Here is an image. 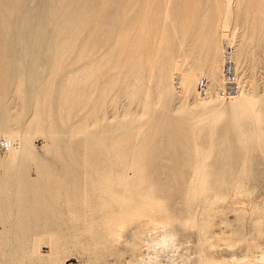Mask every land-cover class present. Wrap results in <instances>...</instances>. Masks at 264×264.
<instances>
[{
	"label": "rangeland",
	"instance_id": "obj_1",
	"mask_svg": "<svg viewBox=\"0 0 264 264\" xmlns=\"http://www.w3.org/2000/svg\"><path fill=\"white\" fill-rule=\"evenodd\" d=\"M89 1H77L87 23L70 46L81 53L60 56L62 67L45 70L21 103L14 86L0 90L6 106L27 105L19 131L36 154L4 159L0 146V264H139L149 254L144 235L159 240L166 228L174 241L160 251L161 264H264L263 148L255 142L245 153L221 94L227 62L237 57L238 91L255 103L264 138V0ZM212 107L222 110L215 134L201 123ZM33 110L44 115L40 127ZM98 155L126 163L124 191L104 193L98 173L86 170ZM137 160L141 174L132 169ZM39 164L49 169L44 181L23 185L29 174L37 180ZM153 183L162 191L151 198L143 189Z\"/></svg>",
	"mask_w": 264,
	"mask_h": 264
},
{
	"label": "bare ground",
	"instance_id": "obj_2",
	"mask_svg": "<svg viewBox=\"0 0 264 264\" xmlns=\"http://www.w3.org/2000/svg\"><path fill=\"white\" fill-rule=\"evenodd\" d=\"M77 1L78 0H0V90L9 89L10 87L14 86L16 88V89H14L15 90L14 91V97H13L14 101H18L17 99L21 98L23 96V94L26 93L27 91H30V90L32 91L33 89H36V90L39 89L40 88L39 86H41V85H39V83H40L39 81H41L43 83V79L45 77L42 80H40V79H41L42 73L45 70L47 72V70H49L50 68L53 69L54 71L60 69L62 67L61 64L59 63L61 60L59 58L60 56L65 57V58H70V57H72L73 54L81 53L82 49L79 48V46L76 49L77 51L76 50L73 51L74 49L70 48L72 43H73L74 47L77 46V43L79 44V42L81 40L82 33L86 29V23H87L86 15L84 13L83 14L77 13V9L79 8ZM231 18H232V9H231L230 3H229V9L226 12V22H225L226 28H227L228 21ZM69 39H72L73 42L70 43L71 40H69ZM226 53H229V54L231 53L230 51H228V48H227ZM236 58H234V59H236ZM234 59H233V61L231 59H229L227 62V64H230V65L232 64L233 72L230 73V72L225 71V73H226V85L221 90V94L223 96H226V98H227V96H229L228 100L230 102V105L228 108L230 109L232 115H230L231 116V118L229 119L230 122L229 121L228 122H229V125L232 126L236 130V132L238 133V134L236 133L238 136L237 138H239V140L241 141V142L239 141V143H242L243 149L245 150L246 154H248L252 150L250 148H252V145L255 142H258V144H260L262 146L263 150H262V148H261V150H262V152H264V140H263L264 138L262 137L261 131L258 130V122L259 121H258V119L255 120V118H256L255 117L256 114H254L256 112V110H254V104L255 103L253 104V102L251 101V99L248 96L241 95L240 92L238 91V84H237L236 79H235V67H236V62L238 60L236 59L237 61L234 63ZM66 61H67V59H65V62ZM233 63L235 64V67H234ZM85 69L87 70L88 67L86 66ZM78 71H80V70H78ZM76 73H78V72H76ZM82 73H83V71H82ZM233 73H234V75H233ZM48 76H49V74H48ZM68 79L71 80L70 78H68ZM190 79L192 81L194 80L191 77H190ZM68 82L69 81H67V83ZM232 84H234L235 89L230 91V90H228V88ZM196 85H198V84H196ZM196 85L194 86V88L198 87ZM47 88L49 89V87H47ZM194 88H193V90H194ZM11 89H10V91L13 90V89L12 90ZM63 89H64V87H63ZM125 89H127L129 91V87L125 88ZM197 89H196V91H197ZM200 89H202L201 96L206 97L207 96L206 81H204V80L201 81ZM131 90L133 92V88ZM131 90H130V92H127L126 90H124V92L126 91V93L128 94V97L126 95H124V96L127 97V100L129 98V100H131V101L133 100V102H134V99H136V97H135L134 92L132 93ZM63 91H65V90H63ZM32 93H33V91H32ZM61 93H63V92H61ZM61 93H60V96H61ZM11 95H13L12 92H11ZM38 95L45 97V96H48V92L39 91ZM9 96L7 95V97H9ZM81 96H83V93ZM10 99H12V98H10ZM4 100H5V98L0 96V135L4 136V138L6 139V141L8 143L4 159L6 157L7 158L12 157V158L18 159V158L26 156L27 154H29L31 156L33 155L32 157L36 158V154L33 152V148L31 146V144L29 145V141L26 138L27 130H20L19 131V125H20V123H22V118L25 115V109H26L27 105L26 104H21V105L18 104L19 107H21L20 111H19L18 105L16 107V104H15V108L18 109L16 112L14 107L12 108L10 106H6L4 104ZM73 100L74 99H72V101ZM14 101H13V103H14ZM43 101H44V99H43ZM68 101H71V99H69ZM18 102L21 103L20 101H18ZM9 103H10V101H9ZM13 103H12V105H13ZM64 103H66V102H64ZM80 103H79V105H80ZM222 104L225 106L227 105V103L224 104V102H222ZM67 107H69V106H67ZM208 108H209V106L207 107V109ZM220 108H221V106H220ZM222 108L225 109L223 106H222ZM29 109L32 110L31 107H29ZM69 109H71V108H69ZM49 111H51V110H49ZM218 111L220 113L222 110L220 111V110L216 109L215 107L214 108L212 107V109L209 112L207 111L208 113L206 112L207 113V115H205L206 117L203 116V117H205V119L203 121H201L202 118L200 119L201 123L203 122L202 123L203 125L206 124L205 122H208L206 125H208V127L210 126L209 127L210 134H213L215 131L216 120H217L215 118L218 115ZM258 112H260V111H258ZM33 113L35 115H34V118L32 120V123L34 126L40 127L41 118H43L44 115L43 116L40 115L37 110H35ZM206 113H204V114H206ZM50 118H51V116L49 117V119ZM48 124H50L49 126L52 127L51 122ZM169 125H165L164 129H168L167 126H169ZM22 127L24 128V125H22ZM205 128H206V126H205ZM50 130H52V128ZM205 135H207V134H205ZM222 140L223 139H221V141ZM205 143H206V141H205ZM206 144H208V143H206ZM209 144L213 145V144H215V142H213V140L211 139ZM253 147H254V145H253ZM205 152H207V151H205ZM210 154H211V150L209 149V152L206 155L209 157ZM246 154H244L245 156L244 155L243 156L244 157L248 156ZM248 157H249V160H251L250 156H248ZM4 159H2V160H4ZM247 160L248 159H244V163H245L244 166L246 164H248L249 166L251 165L250 162L252 160L251 161L248 160L249 162H247ZM88 161L89 162L86 164L88 169H86V170L98 173L97 183L98 182L100 184L102 183L103 187H101V189H103L104 193H106V194L111 193L114 195V193H117L116 186H121L122 191H124L126 189V187L131 184L130 179L128 178L127 170H125L126 163L124 164L121 162L120 164H118L119 162L114 161L113 159H109L107 161V159H104V158L102 159L100 155H98L97 158L96 157L94 158V156H93V158H91ZM140 164H141V160H137L136 164L133 165L132 169H133V172L135 174H141V168L139 167ZM248 165H246V166L248 167ZM244 166L242 165L241 168H243ZM247 167H244V168L246 169ZM36 170L38 172L37 180H33L34 178H32L31 175L29 174L27 177H25L24 181H22L23 185H26V184L34 185L38 182L44 181L45 172L49 171L48 166L45 164H39V165H37ZM144 171H145V169H143V172ZM244 172L249 173L246 170ZM241 173H240V175H241ZM46 174H48V173H46ZM145 178H146L145 180L148 181L150 178L149 174L146 175ZM81 179L84 181L86 179V175L81 176ZM110 179H114L115 185L110 184L109 182L107 183V181ZM160 189H162L161 186H159L157 183L156 184L153 183L152 186H150L148 188H144L143 191H145L147 193V195H149L151 198H153L155 196L158 197L160 195V193L162 191ZM29 194L30 193L28 190L19 192L20 197L28 196ZM21 201H22V198H21ZM147 210L149 211V215H153L156 212L152 206H150ZM42 212H43V209H41V211H38L37 215H41ZM124 213H125V211H124ZM24 214L30 215V213H28L26 211L24 212ZM134 215H137L138 219H140V223H139L140 225H139L138 230L141 233V225H143V220L141 219L142 216H140L138 214V211H136V210L134 212H132V216H134ZM32 224L35 225L36 223H32ZM48 224H49L48 222L45 223L44 227H46ZM35 226H37V225H35ZM35 226H32L31 228L29 227V230L32 229L33 231H35L36 230ZM161 227L163 228V226H161ZM25 228H27V227H25ZM42 228H43V226H41L40 229H42ZM165 228L166 227H164V229ZM4 230H5V226H4L3 231ZM0 231H2V230H0ZM164 232L165 233L163 234L162 239L157 240V239L153 238L152 231H147V233L144 235L145 239L143 240V243L147 244V247L145 250H147L149 252V254H145L143 257H141V262H139V264L140 263L141 264L142 263H144V264L145 263L146 264H161V261L159 259L160 254H161L160 251L162 249H167V247L169 248L171 245H173L172 243L174 241V234L171 231H169V229L167 230V228H166ZM261 259H264V258L261 257ZM262 261H264V260H262ZM132 263L133 262H129V264H132ZM206 264H210V263L206 262ZM211 264H213V263H211Z\"/></svg>",
	"mask_w": 264,
	"mask_h": 264
},
{
	"label": "built area",
	"instance_id": "obj_3",
	"mask_svg": "<svg viewBox=\"0 0 264 264\" xmlns=\"http://www.w3.org/2000/svg\"><path fill=\"white\" fill-rule=\"evenodd\" d=\"M225 69H226L225 71H227V72H230V73L233 72L232 64L231 65L227 64ZM233 75H234V73H233ZM234 89H235L234 84L230 85L228 88V90H230V91H232ZM7 145H8V143H7L6 139L4 138V136H0V146L2 148H7Z\"/></svg>",
	"mask_w": 264,
	"mask_h": 264
}]
</instances>
